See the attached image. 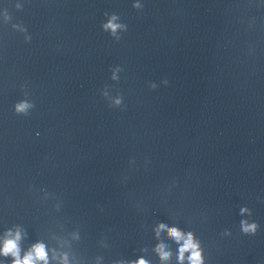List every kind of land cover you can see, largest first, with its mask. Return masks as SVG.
<instances>
[{"label": "clouds", "instance_id": "clouds-1", "mask_svg": "<svg viewBox=\"0 0 264 264\" xmlns=\"http://www.w3.org/2000/svg\"><path fill=\"white\" fill-rule=\"evenodd\" d=\"M133 8L140 10L143 8V5L137 0V2L133 3ZM104 15L107 17V21L101 24V29L104 32H107L115 41L118 42L121 39L120 34L127 31V25L120 22V17L116 13L109 14L106 12ZM26 39H30V37H26ZM122 71L123 68L120 66H116L114 69L112 68L110 79L112 81H119L120 77L117 73ZM162 83L167 85L168 80L164 79L162 80ZM150 88L156 89L157 85L152 83ZM101 95L107 100L110 98L109 86H105ZM109 106L123 108L122 94L117 93L114 98H111ZM34 107L35 105L32 101L24 99L14 104V112L17 115L28 116L30 114L29 110ZM246 212L251 215L248 208L245 207L241 209L242 215ZM259 227L260 225L255 221L249 222L248 220H241L240 222V230L245 235H255L258 232ZM161 231H167L169 238L174 240L179 245L177 254L179 264H184L185 259H187L188 264H205L203 249L201 248L200 242L194 238V234L192 232L185 233L177 227H168L163 223L157 226L156 235L159 236ZM222 235L230 236L231 231L225 230ZM21 238L22 235L19 228H17L15 232L11 230L6 231L3 241L0 243V255L5 257L11 256L12 264H49L48 251L43 242L33 244L24 256L21 257ZM165 248L166 245L163 243L158 244L155 248V251L158 253L161 261H167L172 256V253L170 251H166ZM186 253L189 254L187 257L185 256ZM52 258L55 259V255ZM61 264H68L66 254L61 257ZM120 264H123V262H120ZM128 264H149V262L143 258H139L135 261H129Z\"/></svg>", "mask_w": 264, "mask_h": 264}]
</instances>
